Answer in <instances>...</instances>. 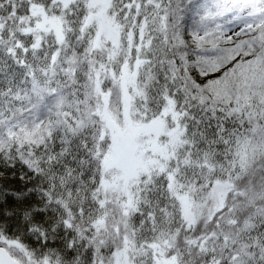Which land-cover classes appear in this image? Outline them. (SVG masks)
Returning a JSON list of instances; mask_svg holds the SVG:
<instances>
[{
    "label": "snow or ice",
    "instance_id": "1",
    "mask_svg": "<svg viewBox=\"0 0 264 264\" xmlns=\"http://www.w3.org/2000/svg\"><path fill=\"white\" fill-rule=\"evenodd\" d=\"M0 264H264V0H0Z\"/></svg>",
    "mask_w": 264,
    "mask_h": 264
}]
</instances>
